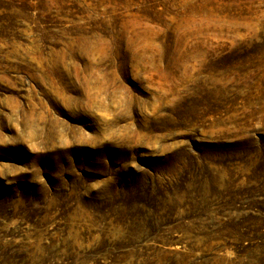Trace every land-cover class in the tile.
<instances>
[{"label":"rangeland","instance_id":"1","mask_svg":"<svg viewBox=\"0 0 264 264\" xmlns=\"http://www.w3.org/2000/svg\"><path fill=\"white\" fill-rule=\"evenodd\" d=\"M0 264H264V0H0Z\"/></svg>","mask_w":264,"mask_h":264}]
</instances>
